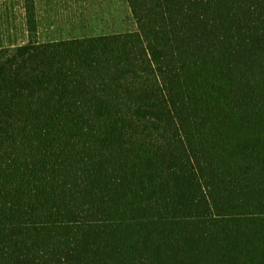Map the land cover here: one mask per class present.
Segmentation results:
<instances>
[{
  "label": "trees",
  "instance_id": "trees-1",
  "mask_svg": "<svg viewBox=\"0 0 264 264\" xmlns=\"http://www.w3.org/2000/svg\"><path fill=\"white\" fill-rule=\"evenodd\" d=\"M0 1V264H264V0Z\"/></svg>",
  "mask_w": 264,
  "mask_h": 264
},
{
  "label": "rangeland",
  "instance_id": "rangeland-1",
  "mask_svg": "<svg viewBox=\"0 0 264 264\" xmlns=\"http://www.w3.org/2000/svg\"><path fill=\"white\" fill-rule=\"evenodd\" d=\"M10 2V8L16 9L17 3ZM37 6L40 40L98 35L133 27L125 0H42ZM17 36L18 41L26 39L25 33L22 37L18 31L11 34L12 38Z\"/></svg>",
  "mask_w": 264,
  "mask_h": 264
}]
</instances>
